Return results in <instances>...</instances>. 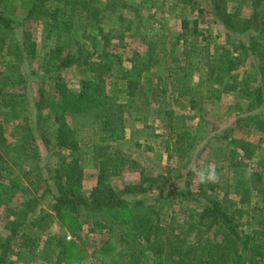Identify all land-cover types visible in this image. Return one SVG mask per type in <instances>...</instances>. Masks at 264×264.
I'll list each match as a JSON object with an SVG mask.
<instances>
[{"label": "trees", "instance_id": "trees-1", "mask_svg": "<svg viewBox=\"0 0 264 264\" xmlns=\"http://www.w3.org/2000/svg\"><path fill=\"white\" fill-rule=\"evenodd\" d=\"M261 1L253 0L251 3L253 12L250 19H243L237 11L230 12L226 0H211L210 8L215 20L227 31L237 35L252 33L246 44L240 41V48L245 55L256 59L261 86L252 91L244 81H224L223 71L227 66L225 61H229V51L225 52V61L213 65V74L208 70L199 74L198 86L206 82L211 88V96L218 97L220 91L212 87V83L225 85L228 91L244 101L246 107L243 110L237 106V110L243 111L235 122L264 134V11L259 9ZM115 2L124 4L123 0ZM18 6L25 10L21 23L40 20L45 36L51 38L54 34V46L49 51L44 68V74L49 75L51 80L53 97H46L45 91L39 89L38 98L32 100L35 111L31 121H25L23 125V135L16 151L19 156H27L29 151L34 150L37 132L49 152L55 150L51 155L55 157L56 164L46 167V172L43 168L31 170L32 177L26 187L20 183V176L11 172L0 154V207L5 209V228L8 229V234L0 235V264H15L8 259L13 243L18 244L17 259L33 254L36 244L26 235L27 231L52 218L62 222L71 237L67 239V235L59 233L43 241L41 247L49 264H79L85 256H90L97 264H264V227L252 229L250 234L240 229L241 219L251 216V209L253 214L260 204L264 210V157L258 161L260 170L252 174V179L243 174L234 176L232 190L238 195L237 205L229 208L206 195L202 189H186L178 194L190 196L199 207L186 206L181 221L173 220L162 225L161 212L172 204L169 194L145 201V193L150 187H143L141 183L126 184L118 190L107 185L111 178L122 174L128 160L113 143L123 138V112L130 107L137 110L136 98L145 95L136 82L156 62L152 56L154 42H149L144 55L131 60V67L122 78L130 75L134 79H128L124 87L111 84L107 88L102 76L105 72H102L82 79L77 89H71L60 73L73 66L92 65L90 58L94 52L81 46L74 47L66 43L64 37L73 33L77 22H85L86 28L102 32L101 10L95 0H0V57L5 51V57L12 61L35 57L36 43L28 37V30H23L20 40L15 37L16 20L13 14ZM108 8L113 7L109 5ZM191 52V49L183 50L186 68L177 76L178 81L191 76L193 66L198 64L194 60L197 57ZM1 75L13 81L11 75L0 71ZM162 85L164 91V82ZM6 93L9 97H1V106L10 111L6 117L15 116L13 100L26 105L27 97L13 91ZM0 95L3 96L1 89ZM121 96L129 99L123 101ZM67 116L74 125L67 122ZM78 120L99 123L95 131L96 141L91 146L99 187L89 195L81 191L84 171L75 129ZM0 145L12 149V152L17 147L11 148L7 144L2 121ZM240 148L243 152H251L248 146ZM230 153L234 155L236 151L230 150ZM156 178L153 181L166 182L164 177ZM43 183V193L27 196L17 207L9 205L7 200L15 191L22 188L27 193L30 187L29 190L37 192V187ZM45 197H49V201L47 208L43 209L39 205ZM8 215L12 216L11 219ZM252 218L255 217L252 215ZM259 220H264V215ZM84 223L88 225L87 232L95 236L91 245L82 243L84 240L78 234ZM96 236L100 237L95 240ZM248 243L252 245L248 246Z\"/></svg>", "mask_w": 264, "mask_h": 264}, {"label": "rangeland", "instance_id": "rangeland-1", "mask_svg": "<svg viewBox=\"0 0 264 264\" xmlns=\"http://www.w3.org/2000/svg\"><path fill=\"white\" fill-rule=\"evenodd\" d=\"M123 1L124 4H118L115 0H95L101 10L102 32L86 28L85 22H77L73 26V33L64 37V41L74 47L81 46L93 51L90 58L92 65L73 66L60 73L71 89H77L82 79L92 78L102 72H105L102 76L107 88L111 84L124 87L131 76L122 78V75L130 69L131 60L144 55L149 42H154L152 56L156 62L136 82L143 88L145 95L136 98L137 110L130 107L123 112V138L113 143L114 147L125 153L128 160L122 174L111 178L107 185L118 190L126 184L141 183L143 187H150L145 193V201L169 194L172 204L161 212L162 225L173 220L181 221L186 206L199 207L190 196L178 194L186 189H202L206 195L229 208L237 205L238 195L232 190L233 178L243 174L252 179V174L260 170L258 161L264 157V134L235 122L236 117L246 109L244 101L235 93L228 91L225 85L212 83L211 86L220 91L218 97H212L210 86L206 82L198 86V80L199 74L204 71L213 74V65L225 61V52L229 51V61H225L227 66L223 71L224 81H244L252 91L260 87L262 82L256 60L245 55L240 48V41L246 44L252 33L237 35L227 31L215 20L210 9L211 0ZM226 2L230 12L237 11L243 19L252 17V0ZM109 5L113 8H108ZM24 12L18 6L13 14L16 20L15 37L20 40L23 30H28V37L36 43L35 57L32 60L12 61L5 57V51L1 54L0 71L11 75L14 82L0 76V89L3 92V96L0 95V121L7 144L11 148L17 147L12 152V149L0 145V154L4 156L11 172L20 176V183L27 187L32 177L31 170L43 168L46 172V167L51 168L56 164L55 157L51 155L55 150L51 149L53 152L50 153L41 134L37 132L34 150L29 151L27 156H19L16 151L23 135V125L31 121L32 112L35 111L32 100L38 98L39 89L45 91L46 97H53L51 80L49 75L44 74V68L49 51L54 46V34L47 38L40 20L31 19L21 23ZM126 25H129L127 29ZM185 48L192 50L191 54H195L197 58L194 60L198 64L193 66L191 76L178 81L177 76L186 68L183 56ZM182 90L185 92L181 93ZM7 91L27 97L26 105L13 100L15 116L6 117L10 111L1 106V97H9ZM121 99L124 101L129 97L121 96ZM237 106L243 110H237ZM66 120L74 125L69 116ZM98 127L99 123L94 121L78 120L75 124L84 171L81 191L85 195L99 187L96 182L97 164L91 147L96 141L95 131ZM242 145L248 146L251 152L241 151ZM230 150L236 153L232 155ZM208 168L215 169L218 180L215 183H200L196 171ZM156 177H164L166 182L153 181ZM29 188L27 193L22 188L12 193L7 200L9 205L17 207L27 196L43 193L44 183L37 187V192ZM48 201L49 197H45L39 207L46 209ZM260 207L258 204L253 214L251 209V216L241 219L240 229L244 233L250 234L252 229L264 227V220H259L264 215ZM11 217L8 215L9 219ZM6 220L5 209L0 207L1 236L8 234ZM87 228L88 225L84 223L78 234L84 240L82 243L91 245L95 236L88 233ZM59 233L67 235V239L71 237L62 222L55 218L31 227L26 235L36 244L34 253L17 259L18 244L13 243L8 259L15 264H49L41 246L47 237ZM99 237L96 236L95 240ZM250 245L252 243H248ZM79 264L97 263L90 256H85Z\"/></svg>", "mask_w": 264, "mask_h": 264}, {"label": "clouds", "instance_id": "clouds-1", "mask_svg": "<svg viewBox=\"0 0 264 264\" xmlns=\"http://www.w3.org/2000/svg\"><path fill=\"white\" fill-rule=\"evenodd\" d=\"M196 176L200 183H215L218 180V175L214 168L197 170Z\"/></svg>", "mask_w": 264, "mask_h": 264}, {"label": "crops", "instance_id": "crops-1", "mask_svg": "<svg viewBox=\"0 0 264 264\" xmlns=\"http://www.w3.org/2000/svg\"><path fill=\"white\" fill-rule=\"evenodd\" d=\"M252 4H253V0H252ZM252 9H253V7H252ZM259 9H263V11H264V0L263 1H261L260 2V5H259ZM256 60V59H255ZM255 62V61H254ZM257 62V61H256ZM255 64V63H254Z\"/></svg>", "mask_w": 264, "mask_h": 264}]
</instances>
